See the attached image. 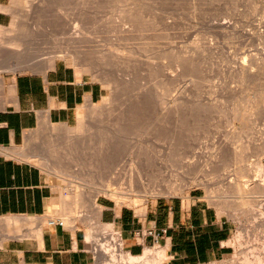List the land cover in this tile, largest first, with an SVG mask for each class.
Wrapping results in <instances>:
<instances>
[{
  "label": "rangeland",
  "instance_id": "374dc122",
  "mask_svg": "<svg viewBox=\"0 0 264 264\" xmlns=\"http://www.w3.org/2000/svg\"><path fill=\"white\" fill-rule=\"evenodd\" d=\"M4 10L11 17L0 26L5 31L0 39H6V46L16 39L24 59L37 64L28 66L33 61L23 57L17 61L11 49L3 48L0 78L43 73L64 61L104 88L103 99L80 107L71 126L43 124L17 148L31 155L24 159L53 184L54 203L46 217L84 232L95 255L91 264L104 261L94 251L88 227L94 239L104 232L110 234L108 242L121 239L116 229L101 223L102 207L98 212L92 205L95 188L113 173L125 184L141 173L143 182L154 174L170 185L168 192L145 201L100 195L99 204L143 213L150 203L196 191L234 225L233 255L209 264H245L246 256H254L251 248L264 261V192H256L253 183L257 161L264 166V0H13ZM51 54L56 59L45 66V55ZM243 63L251 66L244 78L239 75ZM118 114L130 123L112 163L106 156L111 154V130L122 120ZM238 183L245 193L231 192ZM166 257L163 264H169ZM254 258L250 264H257Z\"/></svg>",
  "mask_w": 264,
  "mask_h": 264
},
{
  "label": "crops",
  "instance_id": "0c3cea01",
  "mask_svg": "<svg viewBox=\"0 0 264 264\" xmlns=\"http://www.w3.org/2000/svg\"><path fill=\"white\" fill-rule=\"evenodd\" d=\"M12 2L0 0V26L9 23L11 16L4 9ZM103 97L101 84L64 61L43 73L4 74L0 78V219L20 218V222L0 223V264L95 261L82 230L44 222L54 203L53 184L17 148L43 124L71 126L80 107ZM99 205L101 223L118 231L124 249L133 256L160 245L166 246L169 264H209L225 260L235 251L233 222L196 191L150 203L143 213L108 202ZM149 231L164 233L155 238Z\"/></svg>",
  "mask_w": 264,
  "mask_h": 264
},
{
  "label": "bare ground",
  "instance_id": "6f19581e",
  "mask_svg": "<svg viewBox=\"0 0 264 264\" xmlns=\"http://www.w3.org/2000/svg\"><path fill=\"white\" fill-rule=\"evenodd\" d=\"M132 17V16H131ZM124 19H126V18H124ZM120 20V19H119ZM128 21H130V20H128ZM131 23V22H130ZM122 24V23H121ZM15 25V24H14ZM126 25V24H125ZM13 26V25H12ZM119 26V25H118ZM127 26V25H126ZM77 27V26H76ZM121 27H122V25H121ZM129 27H131V26H129ZM120 28V27H119ZM123 28V27H122ZM125 28V27H124ZM127 28V27H126ZM134 28H135V25H134ZM13 29V30H12ZM128 29V28H127ZM140 29V28H139ZM11 30L12 31H14V27L13 28H11L10 29V31L9 32H11ZM75 30V29H74ZM77 30H79V29H77ZM120 30V29H119ZM133 30H135V29H133ZM133 30H131V31H133ZM2 29L0 28V36H2ZM80 31V30H79ZM83 31V30H82ZM86 31V30H85ZM112 31V30H111ZM127 31H129V30H127ZM3 32H5V31H3ZM74 32V31H73ZM81 32V31H80ZM122 32V31H121ZM124 32H125V30H124ZM69 33V32H68ZM77 33V32H76ZM4 34V33H3ZM83 34H84V32H83ZM91 34V33H90ZM131 34V33H130ZM70 35V34H69ZM76 36H78V35H76ZM120 36V35H119ZM3 37V36H2ZM69 37V36H68ZM72 37H73V35H72ZM81 37V36H80ZM83 37V36H82ZM117 37H118V35H117ZM127 37V36H126ZM18 38V37H17ZM26 38V37H25ZM71 38V37H70ZM83 38H85V37H83ZM119 38V37H118ZM66 39H68V38H66ZM71 39H73V38H71ZM75 39V38H74ZM77 39V38H76ZM80 39V38H79ZM82 39V38H81ZM120 39H121V36H120ZM126 39V38H125ZM124 38L122 39V40H125ZM1 40V39H0ZM84 40V39H83ZM87 40H89V39H87ZM6 39L4 40V42H2V40H1V42H0V51H2L3 50V48H9V49H11L12 50V52H11V54H12V56H10V57H16V58H14V59H17V61H22L21 60V58L20 57H23L22 55H21V50H20V48H19V46H21L19 43H17V40L15 39V40H13V41H11V42H8V44H10V45H5L6 44ZM77 41V40H76ZM79 42H81V41H79ZM75 43H77V42H75ZM80 44V43H79ZM76 46H77V44H76ZM22 48V47H21ZM117 48V47H116ZM24 51V50H23ZM67 51V50H66ZM73 51V50H72ZM185 53H186V51H185ZM114 54V53H113ZM112 54V55H113ZM27 55V54H26ZM52 55V54H51ZM67 55H68V53H67ZM2 56V55H1ZM44 57V56H43ZM48 57V58H47ZM65 57V56H64ZM27 58V57H26ZM42 58V57H41ZM187 58V57H186ZM22 59H24V57L22 58ZM45 62L47 61V64H45V66L47 65L48 67L49 66H52V64L54 63V60L56 59V57L55 56H50V55H45ZM188 59V58H187ZM2 60V59H1ZM25 60V59H24ZM23 60V61H24ZM29 60V59H28ZM28 60H25L26 62H28ZM34 60V59H33ZM33 60H31V61H33ZM40 60V59H39ZM24 61V62H25ZM31 61H29L28 63H30ZM35 61H38V59L37 60H35ZM41 61H44L43 60V58H42V60ZM187 61V60H186ZM189 61H191V60H189ZM184 62V61H183ZM259 62V61H258ZM28 63H26V64H28ZM33 63H35L34 61L32 62V63H30L28 66H32V64ZM43 63V62H42ZM185 64H186V62H184ZM203 63V62H202ZM201 63V64H202ZM257 63V62H256ZM20 64H22V63H20ZM25 64V63H24ZM23 64V65H24ZM37 63H35V64H33V65H36ZM195 64V63H194ZM252 64V63H251ZM16 65H19V64H16ZM42 65V64H41ZM44 65V64H43ZM187 65V64H186ZM185 65V66H186ZM203 65V64H202ZM2 66V65H1ZM20 66H22V65H20ZM183 66V65H182ZM253 66H254V64H253ZM263 66V65H262ZM7 67V66H6ZM17 67H19V66H17ZM24 67H25V65H24ZM189 67V66H188ZM8 68V67H7ZM10 68V67H9ZM14 68H16V66L14 67ZM12 66H11V69H14ZM22 68H23V66H22ZM192 68V67H191ZM201 68H202V66H201ZM249 68H251V66L249 67V66H246L245 65V63H243V65H242V67L239 69L240 71H239V75H241L240 77H242V75H243V78H244V76L246 75V74H250L249 73V71H250V69ZM18 69V68H17ZM186 69H187V67H186ZM185 69V70H186ZM188 69H190V68H188ZM264 69V68H263ZM3 70V69H2ZM8 70V69H7ZM6 70V71H7ZM189 71V70H188ZM192 71V70H191ZM190 71V72H191ZM174 72V71H173ZM189 72V73H190ZM193 73V72H192ZM183 74V73H182ZM166 76V75H165ZM164 76V77H165ZM167 76H169V74L167 75ZM250 76V75H249ZM171 77V76H170ZM246 77V76H245ZM166 78V77H165ZM171 79V78H170ZM172 80V79H171ZM131 81V80H130ZM146 81V80H145ZM144 81V82H145ZM146 83V82H145ZM153 83V82H152ZM161 83V82H160ZM243 83V82H242ZM156 84V83H155ZM173 84V83H172ZM258 84V83H257ZM156 86V85H155ZM129 87V86H128ZM137 87V86H136ZM135 87V88H136ZM134 89V88H133ZM148 89V88H147ZM151 89V88H150ZM153 89H155V88H153ZM256 89V88H255ZM141 90V89H140ZM149 91V90H148ZM171 91V90H170ZM161 92V91H160ZM163 92V91H162ZM161 92V93H162ZM166 92V91H165ZM164 92V93H165ZM122 94V93H121ZM135 95V94H134ZM167 95V94H166ZM118 96H120V95H118ZM138 96V95H137ZM165 96V95H164ZM258 96V95H257ZM122 97V96H121ZM129 97H130V95H129ZM148 97V96H147ZM255 97V96H254ZM137 98V97H136ZM122 99V98H121ZM138 99V98H137ZM137 99H136V101H137ZM120 100V99H119ZM145 100V99H144ZM130 101V100H129ZM167 100H165V102H166ZM261 101V100H260ZM126 102V101H125ZM134 102V101H133ZM173 102H174V100H173ZM168 103V102H167ZM167 103H163V104H167ZM257 103V102H256ZM261 103V102H260ZM126 104V103H125ZM128 104V103H127ZM149 105V104H148ZM143 106V105H142ZM254 106V105H253ZM261 106V105H260ZM162 107V106H161ZM256 107V106H255ZM165 108H166V106H165ZM253 108V107H252ZM167 109V108H166ZM163 110V109H162ZM247 110V109H246ZM123 111V110H122ZM146 111V110H145ZM167 111V110H166ZM114 112V111H113ZM128 112V111H127ZM156 112V111H155ZM254 112V111H253ZM115 113V112H114ZM143 113V112H142ZM162 113V112H161ZM165 113V112H164ZM172 113V112H171ZM187 113V112H186ZM126 114L127 113H125L124 115L126 116ZM132 114H134V113H132ZM131 114V115H132ZM163 114V113H162ZM178 114V113H177ZM183 114H185V113H183ZM250 114V113H249ZM252 114V113H251ZM110 115V114H109ZM120 115H122V114H120ZM130 115V116H131ZM188 115V114H187ZM186 115V116H187ZM117 116V115H116ZM118 116H119V114H118ZM118 116H117V119H115V122H116V120H118ZM123 116V115H122ZM122 116L120 117V118H122ZM125 116H124V119H127V117L125 118ZM139 116V115H138ZM253 116V115H252ZM133 117V116H132ZM135 117V116H134ZM133 117V118H134ZM146 117V116H145ZM165 118H166V116H164ZM144 118V117H143ZM164 118V119H165ZM171 118V117H170ZM235 118V117H234ZM112 119V118H111ZM123 118H122V120H118L119 121V123H118V125H115L114 123L115 122H113V124H114V128L111 130L112 131V133L114 134V137L112 138V141H111V144L109 145V147H108V150L110 149V152H111V154H107V155H109V156H106V157H108L107 159L109 160V162H112V157H114V155H115V152L117 153L118 151L117 150H119V148H121L120 147V143H121V141H122V139H121V136H123L122 134H125L126 133V127H128V125H129V121H128V119H127V121L126 120H124ZM129 119H131V118H129ZM158 119V118H157ZM161 119V118H160ZM162 119H163V117H162ZM161 119V120H162ZM172 119V118H171ZM159 120V119H158ZM173 120V119H172ZM155 122V121H154ZM177 122V121H176ZM112 124V123H111ZM110 124V125H111ZM112 124V125H113ZM117 124V123H116ZM132 125V124H131ZM130 125V126H131ZM154 125V124H153ZM168 125V124H167ZM91 126H92V124H91ZM91 126H88L87 125V130L89 129V130H91L92 128H91ZM100 126V125H99ZM155 126V125H154ZM92 127H94V126H92ZM112 127V126H111ZM91 128V129H90ZM129 128V127H128ZM164 128V127H163ZM170 128V127H169ZM80 129H82V127L81 128H79V130ZM78 130V129H77ZM92 131V130H91ZM110 131V132H111ZM112 135V134H111ZM76 139H78V138H76ZM138 139V138H137ZM77 141V140H76ZM76 141H74V142H76ZM98 141H100V140H98ZM79 142V141H78ZM72 143V142H71ZM80 143V142H79ZM79 143H76V145L77 144H79ZM137 144V143H136ZM78 147L80 146V145H77ZM75 147V149L76 148H78V147ZM65 147H67V146H65ZM65 147H64V149H65ZM73 147H74V145H73ZM135 147H136V145H135ZM67 149V148H66ZM71 149H72V147H71ZM134 149V148H133ZM67 151H68V149H67ZM260 151V150H259ZM69 152V151H68ZM224 153V152H223ZM255 153V152H254ZM25 154V153H24ZM256 154V153H255ZM26 156H24V157H28L29 156V154H25ZM28 155V156H27ZM228 155V154H227ZM31 156V155H30ZM29 156V157H30ZM226 156V155H225ZM258 156H260V155H258ZM116 157V156H115ZM261 157V156H260ZM101 158V157H100ZM244 158H245V156H244ZM43 159H46V158H43ZM42 159V160H43ZM46 160H48V159H46ZM237 160H238V158H237ZM106 161V160H105ZM234 161V160H233ZM48 162V161H47ZM50 162V161H49ZM108 162V161H107ZM133 162V161H132ZM238 162V161H237ZM113 163V162H112ZM111 163V164H112ZM135 163H137V162H135ZM235 163V162H234ZM227 164V163H226ZM114 165V164H113ZM133 165V164H132ZM142 165V164H141ZM47 166V165H46ZM109 166V165H108ZM134 166V165H133ZM147 166V165H146ZM47 167H49V166H47ZM50 168V167H49ZM263 168H264V166L262 165V160L261 159H259L258 161H257V168H256V170L255 171H257L256 173H258V174H255L256 176H257V178L256 179H254V190L256 191V192H264V181H263V176H264V174H263V172H264V170H263ZM53 169H54V167H53ZM57 169V168H56ZM55 169V170H56ZM146 169V168H145ZM59 170V169H58ZM246 171V170H245ZM244 171V172H245ZM111 172H112V170H111ZM140 172V171H139ZM138 172V173H139ZM243 172V171H242ZM243 172V173H244ZM248 172V171H247ZM247 172H245V174L247 173ZM71 174H72V172H71ZM70 174V175H71ZM141 173H139V175H140ZM110 175V174H109ZM112 175V174H111ZM110 175V176H111ZM138 175V174H137ZM137 176V178H134L133 179V176H130V178L128 179L129 180V182L128 183H126L127 184V186H125L126 184H125V182H121V180H120V178L119 177H116V174L114 175V173H113V176H111L110 177V180L108 179V181L106 182V183H104L101 187L100 186H96L97 188H95V190H94V194H93V196H92V205H93V207L98 211V212H100L101 211V206L99 205V203L97 202V198L100 196V195H107V196H110V197H112V198H116V199H121V201L124 199V198H130V200L131 199H133V197L134 196H137L138 198L140 197V198H142L143 197V200H144V197H148V196H156V194H159V193H161L162 191H167L168 192V186L167 185H170V184H166V183H170V180L169 181H167V180H164V179H161L160 177H158V176H155L154 174L153 175H151L150 176V178H146V180L148 181V182H143V180L145 179V178H142L141 176ZM72 177H74V178H77V176L76 175H71ZM95 177V176H94ZM148 177V176H147ZM250 178V177H249ZM136 179V180H135ZM173 179V178H172ZM92 180V179H91ZM133 180H135L136 182L133 184ZM100 181V180H99ZM145 181V180H144ZM257 181H259L258 183H257ZM263 181V182H262ZM165 182V186H164V188H163V185H162V183H164ZM160 183V184H159ZM257 183V184H256ZM136 184V185H135ZM172 184V183H171ZM175 184V183H174ZM167 186V187H166ZM253 187V186H252ZM177 188V187H176ZM235 189H230L231 190V192H232V190H234L235 192H237V193H245V191L243 192V190L245 189V187H242V185L241 184H237V185H235V187H234ZM173 189V188H172ZM170 190V189H169ZM223 190V189H222ZM227 191H228V189H227ZM254 191V192H255ZM80 192V191H79ZM230 192V193H231ZM255 192V193H256ZM136 193H139V194H136ZM80 195V194H79ZM160 196V195H159ZM138 198H137V200H138ZM218 198V197H217ZM134 200H136L135 198H134ZM134 200H132V201H134ZM136 200V201H137ZM248 200V199H247ZM118 201H120V200H118ZM120 201V202H121ZM126 201V200H125ZM140 201V200H139ZM145 201V200H144ZM216 201V200H215ZM250 201V200H249ZM123 202V201H122ZM141 202H143L142 200H141ZM248 202V201H247ZM246 203V202H245ZM249 204V203H248ZM243 205V204H242ZM61 212V211H60ZM64 214V213H63ZM67 215V214H66ZM19 218V217H18ZM17 217H10V218H3V219H0V223H2V222H10L11 220L12 221H18V222H20L19 221V219H18ZM109 226V225H108ZM109 227H111V226H109ZM87 232H88V238H89V240H92L93 241V244H94V246H95V248H94V250H96V253H97V255L104 261V264H163L164 262L163 261H165V257H166V246L165 247H161V248H158V249H150V248H147L145 251H144V253L143 254H141V255H139V256H133V255H131L129 252H127V254H124V253H122L121 251H122V249L120 250V248H119V246H118V244H116L115 242H114V239H112V237H111V240L110 241H113V243H115V245L114 244H111V242L109 241H107L106 239L110 236V234H108L107 232H104L103 234H105V233H107L106 235H103V234H101L102 236V238L101 239H94V235L95 234H93L94 233V231H91V227L89 228H87ZM107 235H109V236H107ZM91 241V242H92ZM107 241V242H106ZM255 246H253V248H254ZM263 247H264V244H263ZM257 248V247H256ZM248 249V248H247ZM250 250V249H249ZM258 250V249H257ZM255 248L254 249H252L251 248V251L249 252V253H251L252 255H254L253 257H255L254 259H255V263H257V264H264V261H262V259H261V252L259 251H257ZM126 253V252H125ZM248 254V253H247ZM249 255V254H248ZM246 256V255H245ZM251 257V256H250ZM252 257V258H253ZM167 258V257H166ZM252 258H249V256H246V259H245V257H244V261H245V264H250V261L251 260H249V259H252ZM264 259V258H263ZM253 260V259H252Z\"/></svg>",
  "mask_w": 264,
  "mask_h": 264
},
{
  "label": "built area",
  "instance_id": "2783aa9c",
  "mask_svg": "<svg viewBox=\"0 0 264 264\" xmlns=\"http://www.w3.org/2000/svg\"><path fill=\"white\" fill-rule=\"evenodd\" d=\"M48 224L49 225H56V224H63V223L61 221H59V220L50 219V220H48ZM162 233H164V232H157V233L153 232V231H149L148 232V234H150L151 236H153L155 238H160L162 236ZM118 246L121 247L122 250L124 249L122 239H120V242L118 243Z\"/></svg>",
  "mask_w": 264,
  "mask_h": 264
}]
</instances>
